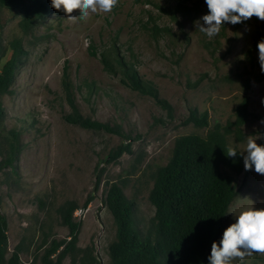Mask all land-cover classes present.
I'll list each match as a JSON object with an SVG mask.
<instances>
[{"label":"rangeland","instance_id":"374dc122","mask_svg":"<svg viewBox=\"0 0 264 264\" xmlns=\"http://www.w3.org/2000/svg\"><path fill=\"white\" fill-rule=\"evenodd\" d=\"M180 2L194 12L190 17L178 14L175 22L163 10L173 11ZM206 14L205 0H120L111 13L80 18L75 11L76 21L53 8L29 35L19 26L21 16L0 30V57L1 50L15 40L22 41L26 53L12 94L2 100L5 125L21 131L23 147L16 174L2 166L0 154V211L8 221L9 256L20 247L21 264H43L52 241L70 240L69 228L57 209L73 201L78 204L74 220L81 223L77 249H92L99 264H111L109 246L117 228L104 199L112 183H125L124 192L145 226L155 216L149 201L153 174L168 163L175 140L207 132L184 124L190 109L207 112L211 126L233 120L243 96L239 75L247 70L252 75L250 111L264 115V80H255L261 70L251 67L248 58L259 33L264 32V21L253 17L238 30L229 24L225 36L219 33L209 39L195 26ZM154 25L170 33L155 35ZM115 39L126 61L172 105V117L152 98L125 87L120 77L104 70L99 54ZM91 50L98 56H92ZM67 80L84 118L120 127L130 138L68 121L72 108L65 91ZM92 84L95 88L90 92L88 85ZM262 121L246 125L244 141L230 138L229 145L243 153L248 136L261 137L257 143L263 145ZM122 144H130L132 153L112 159L111 153ZM237 187L225 229L241 211L264 209V175L253 168L247 177L238 178ZM91 194L95 198L85 207ZM44 240L48 242L42 248ZM72 260L68 255L62 264H73ZM233 264H264V254L254 253Z\"/></svg>","mask_w":264,"mask_h":264},{"label":"trees","instance_id":"16d2710c","mask_svg":"<svg viewBox=\"0 0 264 264\" xmlns=\"http://www.w3.org/2000/svg\"><path fill=\"white\" fill-rule=\"evenodd\" d=\"M163 11L171 14L177 22L178 14L190 17L194 9L180 2L173 11ZM52 12L51 0H0V30L8 21L21 16L19 26L25 35H29ZM248 23L246 21L232 26L238 30ZM229 24L225 23L221 27L222 37L225 36ZM151 30L155 35L170 33L169 29H160L157 25ZM262 39L264 32L259 33L258 39L248 52L251 67L257 69H260L257 44ZM116 43L117 39L99 54L104 70L112 76L120 77L125 87L152 98L172 117V105L161 98L153 83L140 77L134 65L126 61ZM25 54L22 41L15 40L7 49L1 50L0 57V154L3 156L2 166L10 167L15 174V165L23 151L21 131L6 127L2 100L12 94V87ZM91 55L96 57L98 53L91 50ZM251 76L247 70L239 75L243 96L234 110V119L228 120L226 124L217 122L211 126L207 112L200 113L196 108L190 109L184 124L207 129V132L204 135L192 133L178 137L168 163L154 172L149 201L155 208V216L148 224L141 226L135 203L124 192V182L112 183L108 187L104 204L117 228L116 239L109 246L111 264H209L211 245L221 240L230 207L238 196V178L242 175L245 178L251 172L245 170L240 150L236 149L238 156L235 158L226 156L230 146L229 139L244 141V127L254 121L264 120V115L250 111ZM254 78L257 82H262L264 74L260 71ZM64 85L67 101L72 108V113L67 116L68 121L85 129L102 130L130 138L125 136L120 127H110L108 124L84 118L75 104L72 83L67 80ZM88 86L90 92H93L95 86ZM22 128L26 130L27 120ZM124 153H132L130 144L120 145L110 157L119 158ZM97 190L96 187L95 192ZM94 198L95 194H91L84 206L87 207ZM77 208L76 202L69 201L57 209L62 223L69 228L70 240L52 241L49 248L45 249L43 264H62L68 255L73 258V264H99L92 249H77L81 226L73 217ZM47 242L48 240H44L42 248ZM75 252L78 256L73 255ZM79 253L83 254L82 257ZM20 254L21 248L17 247L9 256L8 221L0 211V264H21ZM54 256L55 261L51 259Z\"/></svg>","mask_w":264,"mask_h":264},{"label":"clouds","instance_id":"9594fccd","mask_svg":"<svg viewBox=\"0 0 264 264\" xmlns=\"http://www.w3.org/2000/svg\"><path fill=\"white\" fill-rule=\"evenodd\" d=\"M120 0H51V6L63 11L68 19L76 21L73 12L78 11L80 18L90 13H111ZM208 14L195 21V26L209 39L217 37L225 23L242 24L253 17L264 21V0H205ZM150 7V5H145ZM87 43V42H86ZM258 61L264 74V39L258 42ZM261 123H264L262 121ZM261 137L248 136L243 156L246 171L255 170L264 175V145L257 143ZM227 157L238 156L236 148L229 146ZM254 253L264 254V209H247L236 216V222L227 227L222 239L213 242L208 257L209 264H233L236 259L244 260Z\"/></svg>","mask_w":264,"mask_h":264}]
</instances>
